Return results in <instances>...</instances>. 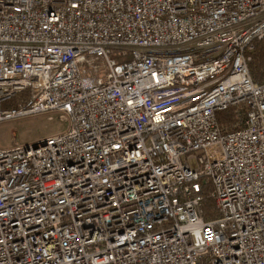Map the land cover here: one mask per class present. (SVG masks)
Wrapping results in <instances>:
<instances>
[{
    "label": "built area",
    "instance_id": "obj_1",
    "mask_svg": "<svg viewBox=\"0 0 264 264\" xmlns=\"http://www.w3.org/2000/svg\"><path fill=\"white\" fill-rule=\"evenodd\" d=\"M259 41L264 0H0V124H66L0 149V264H264Z\"/></svg>",
    "mask_w": 264,
    "mask_h": 264
},
{
    "label": "rangeland",
    "instance_id": "obj_2",
    "mask_svg": "<svg viewBox=\"0 0 264 264\" xmlns=\"http://www.w3.org/2000/svg\"><path fill=\"white\" fill-rule=\"evenodd\" d=\"M65 130L66 124L57 114L38 113L20 116L0 124V149H10L13 144L34 143Z\"/></svg>",
    "mask_w": 264,
    "mask_h": 264
},
{
    "label": "trees",
    "instance_id": "obj_3",
    "mask_svg": "<svg viewBox=\"0 0 264 264\" xmlns=\"http://www.w3.org/2000/svg\"><path fill=\"white\" fill-rule=\"evenodd\" d=\"M250 67H251V75L254 79L259 78L261 71L264 72V41L256 42L253 61ZM208 206L209 203L206 202L205 207L207 208Z\"/></svg>",
    "mask_w": 264,
    "mask_h": 264
}]
</instances>
